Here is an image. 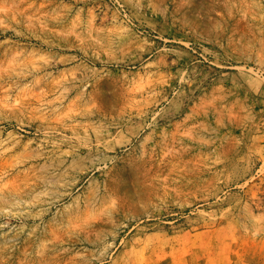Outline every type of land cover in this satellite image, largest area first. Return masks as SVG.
<instances>
[{
  "label": "rangeland",
  "instance_id": "rangeland-1",
  "mask_svg": "<svg viewBox=\"0 0 264 264\" xmlns=\"http://www.w3.org/2000/svg\"><path fill=\"white\" fill-rule=\"evenodd\" d=\"M0 264H264V0H0Z\"/></svg>",
  "mask_w": 264,
  "mask_h": 264
}]
</instances>
